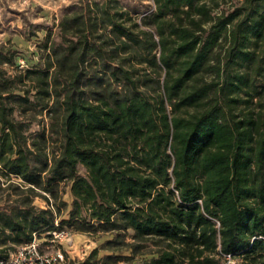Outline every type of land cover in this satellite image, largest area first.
<instances>
[{"label":"trees","instance_id":"trees-1","mask_svg":"<svg viewBox=\"0 0 264 264\" xmlns=\"http://www.w3.org/2000/svg\"><path fill=\"white\" fill-rule=\"evenodd\" d=\"M80 2L35 65L0 47V262L66 231L110 235L78 264H264V0Z\"/></svg>","mask_w":264,"mask_h":264},{"label":"rangeland","instance_id":"rangeland-1","mask_svg":"<svg viewBox=\"0 0 264 264\" xmlns=\"http://www.w3.org/2000/svg\"><path fill=\"white\" fill-rule=\"evenodd\" d=\"M81 0H0V47L9 48L16 46L24 51L25 59L20 58V65H35L41 61L44 51L38 54L39 46L44 42L48 33H56L57 26L63 14L73 12L71 9L73 5H79ZM243 0H219L220 9L218 13L223 10L225 15L237 10L243 6ZM133 13L134 19H142L144 14H151L155 11V6L152 0H119ZM222 9V11H221ZM148 24V23H146ZM143 29L150 30L149 25L143 23ZM14 69L10 73H14ZM143 73V71H140ZM206 79L210 80L211 77L205 74ZM262 90V89H261ZM264 104V94H263ZM258 99H254L253 103L248 107L241 105L237 111L240 114H248L253 111L255 114L259 113L262 109L256 107L255 104ZM41 121L48 123L49 118L47 115L40 117ZM18 182V180H17ZM0 186V203H3L8 196L15 194V191L5 184L2 180ZM69 201V197H65ZM35 204L39 207H44L45 203L40 199L35 200ZM110 235L89 236L84 234H70V243L63 242L50 243L48 238L43 236L39 242L41 250L45 253H53L56 249L61 248L65 251L68 258V264H78L83 262L95 250L99 249V257L103 258L112 252L101 249V244L108 240ZM18 246L11 247L8 254H11ZM13 248V249H12ZM126 254V251L122 252ZM118 253V254H122ZM137 259V258H136ZM118 264H132L127 261H121Z\"/></svg>","mask_w":264,"mask_h":264},{"label":"built area","instance_id":"built-area-1","mask_svg":"<svg viewBox=\"0 0 264 264\" xmlns=\"http://www.w3.org/2000/svg\"><path fill=\"white\" fill-rule=\"evenodd\" d=\"M69 232L54 231L48 241L50 243L63 242L70 243ZM40 239L35 238L31 243L18 246L9 256L0 262V264H68V258L61 248L53 253H45L41 250Z\"/></svg>","mask_w":264,"mask_h":264}]
</instances>
